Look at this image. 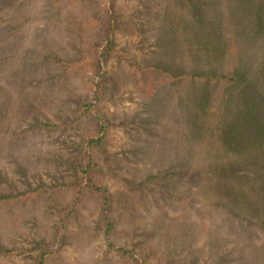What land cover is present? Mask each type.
Masks as SVG:
<instances>
[{"label": "rangeland", "instance_id": "374dc122", "mask_svg": "<svg viewBox=\"0 0 264 264\" xmlns=\"http://www.w3.org/2000/svg\"><path fill=\"white\" fill-rule=\"evenodd\" d=\"M1 197L0 264H264V0H0Z\"/></svg>", "mask_w": 264, "mask_h": 264}, {"label": "trees", "instance_id": "16d2710c", "mask_svg": "<svg viewBox=\"0 0 264 264\" xmlns=\"http://www.w3.org/2000/svg\"><path fill=\"white\" fill-rule=\"evenodd\" d=\"M84 110L86 112H84ZM81 111H83L84 116H86L88 113L87 111H89V107L85 102L81 103ZM103 145H104L103 138H99V139L87 138L84 140V145L82 147L83 149L82 158L84 159V163L82 165L83 167L81 168L79 178H82V180L86 182V186L92 189V191L102 194V198L104 199V202H105L104 204L106 206V208L104 209L105 211L104 217L109 224L108 227H110L112 226V223L110 222L108 212L110 211L112 207V197L109 195L107 190L103 188L100 182L96 180V177H100L101 170L98 167V165L94 163V161L92 160V155H91L92 150L97 149V148H103ZM1 199L4 200L8 198L1 197L0 200ZM37 264H46L45 254L40 256L39 260L37 261Z\"/></svg>", "mask_w": 264, "mask_h": 264}]
</instances>
